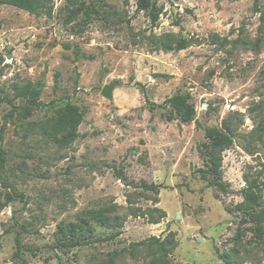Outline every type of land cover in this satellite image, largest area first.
<instances>
[{
  "label": "rangeland",
  "instance_id": "obj_1",
  "mask_svg": "<svg viewBox=\"0 0 264 264\" xmlns=\"http://www.w3.org/2000/svg\"><path fill=\"white\" fill-rule=\"evenodd\" d=\"M151 1L154 24L137 0H48L39 16L0 4V202L22 196L0 206V264H151L150 238L170 233L167 264H264V0ZM167 34L185 46L164 50ZM26 83L40 104L23 116ZM176 94L191 121L157 106ZM206 129L231 144L213 149ZM212 156L224 192L199 171ZM249 185L259 222L239 207ZM68 226L94 241L60 246Z\"/></svg>",
  "mask_w": 264,
  "mask_h": 264
},
{
  "label": "trees",
  "instance_id": "obj_2",
  "mask_svg": "<svg viewBox=\"0 0 264 264\" xmlns=\"http://www.w3.org/2000/svg\"><path fill=\"white\" fill-rule=\"evenodd\" d=\"M0 4L14 6L20 9H23L31 14L36 16L39 15H49L50 8L48 4V0H0ZM137 10L144 11L150 19V22L154 24L159 16L160 8L156 6V3L151 0H137ZM168 40L161 44V47L164 50H172L174 43L175 49H181L185 46L183 40L181 39H170L172 34H167ZM264 39V38H263ZM260 40V37L258 38ZM41 91L40 86H34L31 83H26L22 86H15L14 87V97L19 98L23 101V105L21 106L23 116H27L34 110L36 107L39 106L40 102L38 100L39 94ZM7 99V98H6ZM189 96L187 94H176L167 99H165L161 104H158L159 107H164L166 105L169 106L168 110V118L173 119V115H177L181 121L189 122L193 119L195 115V109L192 103L188 101ZM7 102L11 105V113H19V107L16 106L12 99H7ZM154 105V104H153ZM63 119H67L68 130L66 132V138H73L77 134V127L81 121V113L77 111L71 105H66L62 111ZM205 137L210 141V145L213 149L222 150L228 147L231 144L230 137L223 133L218 132L212 129H206ZM4 154L3 151L0 149V164L3 162ZM219 167L220 164L218 160L212 156L210 160L206 163V168H203L202 171L211 176V180L209 181V186H213L216 190L224 192L225 187L220 182V174H219ZM141 188L147 191H151L153 194L157 195L159 192V185L153 183H146L142 182L140 184ZM253 186H247L241 190V194L243 196V202L239 204V207L245 211V215L249 220H253L256 222L260 221V214L258 212H253V207L256 205V194L252 190ZM18 196L22 197L21 194H16L14 191H9L4 193V200L0 202V206H5L7 203L12 199V197ZM93 217L95 219H99L100 217L94 213ZM246 219V218H244ZM77 228H79L77 226ZM61 229V235L65 236L67 233L69 235L68 242L59 243L60 246H80L83 244H88L94 241L91 238H87V230L80 229L79 232L75 230L74 226H68L66 230L64 228ZM115 234L106 235L102 239H112ZM150 241L147 245V248L151 250L152 254L154 255L151 259V264H167L161 256H167L171 250L175 247L176 242L174 240L173 234L170 233L165 239L159 238H150ZM15 256H18L20 251L23 249V244L21 243L18 236L15 237ZM156 253H160L159 256H155ZM221 259H224L226 264H231L228 259L222 255L220 256Z\"/></svg>",
  "mask_w": 264,
  "mask_h": 264
},
{
  "label": "water",
  "instance_id": "obj_3",
  "mask_svg": "<svg viewBox=\"0 0 264 264\" xmlns=\"http://www.w3.org/2000/svg\"><path fill=\"white\" fill-rule=\"evenodd\" d=\"M114 83H109L103 85L101 89V94L106 97V98H111L112 97V89H113Z\"/></svg>",
  "mask_w": 264,
  "mask_h": 264
}]
</instances>
